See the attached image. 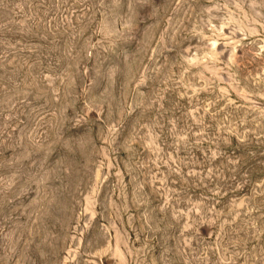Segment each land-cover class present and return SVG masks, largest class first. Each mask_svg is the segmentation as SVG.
Masks as SVG:
<instances>
[{"label": "rangeland", "instance_id": "1", "mask_svg": "<svg viewBox=\"0 0 264 264\" xmlns=\"http://www.w3.org/2000/svg\"><path fill=\"white\" fill-rule=\"evenodd\" d=\"M0 264H264V0H0Z\"/></svg>", "mask_w": 264, "mask_h": 264}]
</instances>
